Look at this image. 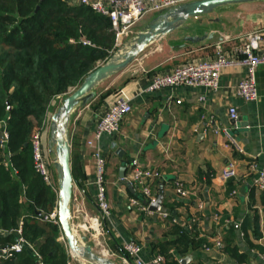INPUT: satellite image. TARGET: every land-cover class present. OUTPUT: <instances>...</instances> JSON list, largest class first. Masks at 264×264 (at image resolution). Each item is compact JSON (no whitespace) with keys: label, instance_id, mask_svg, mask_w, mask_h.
Instances as JSON below:
<instances>
[{"label":"crops","instance_id":"1","mask_svg":"<svg viewBox=\"0 0 264 264\" xmlns=\"http://www.w3.org/2000/svg\"><path fill=\"white\" fill-rule=\"evenodd\" d=\"M69 1L77 4L76 0ZM187 1L191 0H179L178 4ZM216 11L189 19L184 28L149 44L124 69L101 81L94 89V96L70 114L67 132L74 181L71 207L77 202L89 215L100 219L103 244L116 264H132L130 258L124 262L122 244L127 240L141 245L140 255L145 260L162 254L167 264L171 260L180 264L186 256L189 257L186 264H238L222 248L213 246L218 237L224 242L230 235L231 246L237 252L246 254L252 264H264V193L251 184L245 173L248 163L260 166L264 162V66L255 69L256 101H245L237 94V84L246 76L243 65L223 67L217 91L180 86L145 91L159 72L187 61L213 58L217 44L224 54L242 57L238 49L249 35L258 33L260 51L264 52V2ZM158 13L146 12L125 39L134 36ZM186 28L189 31L183 30ZM185 36L205 38L190 42L184 40ZM119 92L129 99L132 112L122 120L118 132L95 140L97 121ZM61 100L55 97L47 114ZM230 106L238 110L235 123L228 117ZM224 128L237 139L242 152L228 143ZM96 148L107 159L105 187L110 207L107 217L101 215L95 204L93 153ZM117 148L122 149L121 156L116 154ZM47 152L49 160L54 161L48 147ZM134 157L143 167L158 172L151 190L155 197L162 190L161 204L169 215L167 218L130 202L132 197L141 204L144 200L120 181L118 169L122 160L128 165ZM230 160L237 163L238 175L224 181L220 172ZM52 170L56 175L53 166ZM176 183L187 190L186 196L176 193ZM71 222L75 225L81 219L73 217ZM181 228L192 240V246L189 241L178 242ZM199 239L209 249L195 246ZM66 251L67 262L81 264L71 257L67 248Z\"/></svg>","mask_w":264,"mask_h":264},{"label":"trees","instance_id":"2","mask_svg":"<svg viewBox=\"0 0 264 264\" xmlns=\"http://www.w3.org/2000/svg\"><path fill=\"white\" fill-rule=\"evenodd\" d=\"M110 28L106 16L69 0H0V133L4 123L9 136L0 146V245L15 242L12 230L22 221V236L45 264H67L69 256L58 240L60 226L41 220L56 206L57 196L34 171L32 136L43 128L51 101L78 87L116 49ZM81 37L91 45H83ZM2 150L11 154L17 173L2 165ZM178 231V242L192 246L185 231ZM232 238H224L222 250L238 264H252L231 246ZM204 243L199 239L195 246ZM35 261L24 247L0 264Z\"/></svg>","mask_w":264,"mask_h":264},{"label":"built area","instance_id":"3","mask_svg":"<svg viewBox=\"0 0 264 264\" xmlns=\"http://www.w3.org/2000/svg\"><path fill=\"white\" fill-rule=\"evenodd\" d=\"M78 5L88 7L93 12L106 16L110 22V29L114 33L115 46H121L124 39L131 31V27L149 11L162 12L168 8L178 5L179 0H76ZM260 34L253 33L247 37L246 43L238 49L242 57H231L224 54L219 44L216 45V50L213 58L205 60L187 61L178 64L170 70L159 72L154 75L151 82L146 86V92H155L168 87H186V88H206L211 91H217L220 87V71L223 67L232 65H243L246 67V76L237 84V94L245 101H256L258 98L255 84V69L258 66H264V52L260 51ZM83 45H91V41L85 37L80 38ZM203 99V97H200ZM132 112V104L123 92L114 99L113 103L102 114L97 121L94 139L99 140L103 135H113L119 130L122 120ZM238 110L235 106L228 108V117L235 123L238 119ZM47 124L44 123L41 130L34 133L31 140L32 146V162L34 171L42 178L46 186L50 188L56 195L58 194V184L56 175L52 170L54 161L48 158L45 134ZM223 132L228 140V143L238 152H242L241 146L237 139L224 128ZM2 136L0 138V146L3 148L8 141V131L5 124L2 125ZM91 144V141L87 142ZM2 165L5 168H10L13 173L17 170L13 167L9 157L10 153L2 150ZM95 159V178L94 185L96 188L95 204L103 217L110 214V207L106 199L105 173L107 159L103 152L96 148L93 153ZM125 173L126 186L128 189L137 194L143 199L146 204H141L136 197H132L130 202L139 206L142 210H148V205L154 201L155 195L151 190V183L159 175L155 169L143 167L139 160L134 157L127 165ZM246 175L250 178L251 184L264 193V162L258 166L255 162H250L247 165ZM238 175V166L234 160L228 161L220 172L222 180L227 181L235 178ZM175 191L180 196H186L187 190H184L179 183H176ZM143 201V202H144ZM72 202V200H71ZM202 206L199 205V208ZM163 218L169 215L167 212H160ZM73 217H78L81 222L72 224L75 233L86 235L91 241L92 248L100 255L110 258L112 254L103 244L102 225L101 221L96 216H91L84 211L83 207L77 202L71 207V221ZM217 218V216H215ZM42 221L50 222L59 225L57 217V206L50 212L42 213ZM72 223V222H71ZM16 234V240L12 244L0 245V262L10 259L20 253L24 247H28L34 254L36 259L35 264H45L40 253L22 236V221L19 222L17 228L12 230ZM61 234V232H60ZM58 240L64 242L62 234ZM65 243V242H64ZM216 248H222L223 242L218 237L213 244ZM203 248L209 249V246L203 244ZM67 248V247H66ZM141 245L134 240L124 241L122 250L126 254L124 262L131 259L132 264H166V259L162 254H155L151 258L145 260L141 257ZM67 264H70L67 262Z\"/></svg>","mask_w":264,"mask_h":264},{"label":"water","instance_id":"4","mask_svg":"<svg viewBox=\"0 0 264 264\" xmlns=\"http://www.w3.org/2000/svg\"><path fill=\"white\" fill-rule=\"evenodd\" d=\"M254 2H264V0H191L159 12L139 32L125 40L122 46L117 47L104 63L91 70L78 87L62 98L50 118L47 147L48 151L54 155L53 167L58 184V222L65 245L75 260L81 264H116L110 258L95 252L88 242V237L78 236L72 228L71 200L74 181L70 166L71 147L67 132L71 112L78 106L86 104L94 96V89L101 81L124 69L155 40L183 28L189 19H197L219 9ZM204 38V36H185L184 40L197 42ZM122 153L121 148L116 149L118 156ZM126 169V161L122 160L118 169V177L124 184L126 183L124 178ZM162 197L163 193L160 190L154 201L148 205V210L165 212L161 204ZM143 203L146 204L145 201ZM188 260L189 257L186 256L180 260V264H186Z\"/></svg>","mask_w":264,"mask_h":264},{"label":"rangeland","instance_id":"5","mask_svg":"<svg viewBox=\"0 0 264 264\" xmlns=\"http://www.w3.org/2000/svg\"><path fill=\"white\" fill-rule=\"evenodd\" d=\"M214 12V11H213ZM215 12H217V11H215ZM184 28V27H183ZM184 31H189V28H186V29H183ZM193 29H191L190 28V31H192ZM125 40L126 39H124L123 41L125 42ZM122 46V45H121ZM117 47H120V46H117ZM115 51V50H114ZM73 89H70V91H72ZM58 106V105H57ZM57 106H54V107H52L53 109H52V112L51 113H49V114H47V116H46V124H47V126H49V122H50V118H51V115H52V113L55 111V109L57 108ZM48 130V129H47ZM48 140V132H47V136H46V141ZM47 144V143H46ZM47 146V145H46ZM55 174H56V172H55ZM57 196V195H56ZM55 203H56V206H57V197H56V200H55ZM55 207V206H54ZM61 235V234H60ZM62 241V240H61ZM89 241V240H88ZM63 242V241H62ZM63 244H64V246H66L65 245V243L63 242ZM90 244L92 245V243L90 242Z\"/></svg>","mask_w":264,"mask_h":264}]
</instances>
